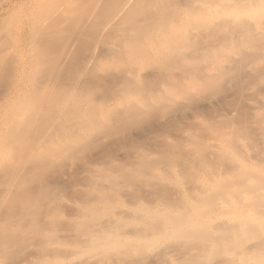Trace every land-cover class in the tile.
<instances>
[{
  "label": "bare ground",
  "instance_id": "obj_1",
  "mask_svg": "<svg viewBox=\"0 0 264 264\" xmlns=\"http://www.w3.org/2000/svg\"><path fill=\"white\" fill-rule=\"evenodd\" d=\"M68 1L74 2L75 0H67V3ZM77 1L80 0H76L74 4ZM94 1L90 0L89 2L92 3V6L88 7V0V3L83 0L79 7L82 8L84 6L86 10L87 8L92 9V7H95V10L92 9L94 14L90 13L94 16L99 10L100 4H102L101 8H103V2L106 0H100L98 4ZM63 2H66V0H47L41 6L37 18H39L43 28H49L51 25H49V20H54V24H56L57 20L55 21L50 16L63 7ZM117 2L120 3L115 5V1L109 8L111 12L117 7L114 12H111L109 18L107 17L109 15L106 16L107 20L103 24V26L111 27L109 31L113 26V31H115L113 40L108 42V48H110L107 49L110 52H106L108 56H103L101 59L96 57L99 59L94 60L96 59L93 56L94 54L89 53L91 56L88 55V60L84 59L86 62H84L85 67L91 66L94 70L100 71L101 74L110 72L115 75L112 82L109 83L111 87L108 88L107 92H100V95H97L98 93L92 94L93 89H90L91 91L86 90L90 91V93H85L86 91L82 93L80 89L81 91L78 93L79 89L76 88L77 92L74 91L75 89L73 90L76 94L74 95L73 92L72 95L70 93H72V88L76 86L74 85L70 89V93L66 92L58 100L59 111L57 106H55L59 113V117L57 116L56 118L62 120V122L60 121L62 125L59 122L58 124L60 125H57L56 121L58 120L56 118L51 119L46 124L47 126L45 125L46 128L44 129L43 127L44 131H39L41 134L39 135L38 133L39 139L37 138V140L35 139L37 134L33 137L32 133L35 129L33 126L31 128V124L36 122H34V119L39 115H37L36 107L39 106L37 111L40 107L42 108L41 103L43 102H40V99L49 95L44 90L50 82H47V85L44 82H42V85L38 83V87L43 86V83L46 85L39 90H36L37 85L34 86L37 94H42V92L44 94L45 92L47 95L44 94L45 96L43 97V95H37L36 92H34V95H30L28 99L22 102L20 111L16 113V124H14L13 128L6 129V131L0 133V175L2 172L5 173H2V175H6V177L0 176V180L3 178L1 180L3 181L1 182L2 186H0V196L2 197H0V200L4 198L5 193L8 195L12 191L9 187L12 188L16 182H19L16 181L12 184L11 181H15L14 177L17 176L16 179L19 180V172L27 169L23 167L20 170L19 168L21 166L26 167L27 164L25 162L32 160L33 163L39 157L35 158L34 153L37 152L36 155H38L40 152H44L46 156L50 157L53 153H57V144L62 142L63 145L60 144L59 147L61 145L64 146V151L67 149L72 150L70 157L66 153H61V155L65 156H62L63 158L61 159H65L67 162V159L76 158L75 155L80 156V153L86 152V146L99 144L101 139H105L104 137H115L119 131L116 129L120 122L119 119L117 120V116L121 118V114H126V117H123L127 118L128 115L132 114L141 118L142 113L145 112L144 110L148 111L154 106L160 105L162 109L167 107L180 109L178 107L185 104L187 106L184 108H189V114L192 118L194 117V120L198 117L202 119L201 116H203V120L200 123L201 127L199 128L202 131L201 133L197 131L198 135L195 134V136L199 137H197L198 141L196 137H194V139L196 138L194 140L189 135L193 134V131L195 133L196 130H188L191 140L189 137L187 139L189 138L191 142L192 140L195 141L194 145L197 143L194 150L192 149L193 146L188 147L189 144L187 146L188 149L191 148L193 150L194 159L190 162L192 154L188 155L190 160L187 157H179L180 154L177 156L175 154L176 150L170 149L171 146L168 147V150L161 149L159 153L157 151L160 149L156 150V154H153L155 150L149 148H144V150L141 148L142 151H139L140 148L133 142L131 143L130 152L125 151L127 149L124 147L125 150H119L120 152L114 158L112 157L113 159H105L106 161L103 160L102 162H95L94 159V162L89 165L85 164L91 171L95 170L100 173H96L97 176H92L94 178L92 183L93 181H99L98 178L102 177L100 180L103 181L101 183L103 187L99 185V182H96L98 185L89 182L91 185L88 183L87 188L93 186L97 189L92 196L90 195L91 197H83L84 200H76L75 203L73 200V203L69 202V200L65 201L66 207L69 206L70 208V211L68 210L65 214L67 213L68 215L76 211L81 214L83 221L85 217L86 224L84 222V224L79 223V225H83L81 229H77L76 232L75 228L72 229L74 226L71 228L74 233L72 234L74 235L72 241L77 240L79 242L76 241L77 244L76 242H74L75 244L70 243L71 239L68 240L70 236L64 238L65 234L70 235L71 231L68 230L62 235V240L58 238L62 243H59L60 241L58 242V240L56 241L57 238L55 239L56 245L52 242L54 247H58V251L54 250L53 245H47L46 247H49L50 250L53 247L52 252L55 253L56 251L59 252L60 248L64 246L65 250L70 251L69 254L62 248L61 251L63 250L64 253H67H63V256L61 255L63 251H60L61 253H53V255L50 254V251L48 253L50 255L44 254L39 259L37 258L38 256H34V259L31 257L33 260L26 258V260L29 262L33 261V263L25 260H23L24 262L22 260V262L20 260L16 261L21 262L18 264H26V262L29 264H75L80 262V264H83L82 261L84 263L85 261H88L87 263L91 261L92 264H264V146L263 144L260 145L259 141L260 138L264 140V0H118ZM61 3L63 4L62 7ZM95 3L99 6L94 5ZM72 6L73 4L69 7L72 9ZM67 7L65 8L67 9ZM61 10H64V7ZM79 10L82 9L79 8ZM72 11L69 9V12ZM80 17H83V15H80ZM187 17H190V20ZM75 19L77 22L78 18ZM60 23L62 24V22ZM54 24L53 26L55 27ZM41 30L43 31L44 29ZM104 31L102 30V32ZM109 36L111 38V35ZM42 38L41 34L39 39L41 40ZM202 41L204 42L202 43ZM95 43L97 42L95 41ZM45 48L41 46L40 50H38L39 53L34 54L35 56L32 60L34 75L38 76L39 70H42L41 66L47 64L52 57L50 55V59H45L48 61H42L46 57L45 54L47 53L45 52H48V50H43ZM100 48L102 47L100 46ZM41 49L44 53L40 54ZM111 53L115 54L112 55ZM56 55L59 56L58 54ZM56 58V60L59 59L58 57ZM19 59L22 61V58ZM22 63L23 61L20 64L22 65ZM48 65H45L47 66L46 69H48ZM85 67L83 66V69ZM18 70H20V67ZM47 74L44 73V75ZM151 76L153 78L149 79ZM49 80L51 79L49 78ZM78 82L81 81H76L73 84ZM15 83L12 90H10L11 94L8 99L12 100L14 97L18 99L17 97L20 96L18 95L19 82L15 81ZM99 85L98 87L100 88ZM42 89L44 90L42 91ZM38 97L41 98L39 99ZM170 103L175 104V106L171 105L169 107ZM4 105L5 103L0 108H3ZM117 113L121 114L118 115ZM206 113L208 115L204 117ZM121 121L124 122V120ZM114 123L116 125L113 126ZM66 124L69 126H66ZM57 131L61 132V136ZM30 135L32 138H30ZM124 135L127 136L126 134ZM58 136L59 138H57ZM27 137L36 141L32 143ZM183 137L185 136L183 135ZM26 140L30 142L26 143ZM207 140L211 141V145L207 144L208 142L206 143ZM212 140H216V142L213 144ZM263 140L261 143L264 142ZM179 141L182 140L180 139ZM257 141L259 144L256 143ZM30 143H32L31 146L28 145ZM52 143H55L53 145L57 146L56 149ZM244 143L245 146L256 144L254 147L260 148V151H255V154L252 153L253 155H250L247 149V151H241ZM24 144L27 145V148H30L21 151ZM197 147H200V150L204 148L202 153H200L203 156L207 154L204 152L207 150L206 152L209 151L214 156L219 155V159H222V154L225 151L229 152L228 155L230 157H227V154L224 153L223 157L225 158L223 159L226 160L220 161L216 156L214 158L209 154L211 159L208 155L209 159L207 157L206 159L197 152L198 155L195 154L194 151H198ZM169 150H173V152ZM51 151L54 152L51 153ZM21 152H24V154ZM212 157L214 161L217 159L219 163H214ZM230 158L231 161L229 160ZM52 160H55V158H52ZM228 160L230 162H227ZM87 167L84 168L85 171H88ZM107 168L111 169L107 170ZM178 168L187 172L189 170L192 171L189 172L190 175L185 172V176L189 179L187 183L178 181ZM17 170L19 172L15 176L14 173ZM197 171L201 174L200 178H195ZM193 179H198L199 182L196 181L199 184H195V181H192ZM105 183L108 184L104 185ZM44 184L46 185V183ZM149 186H152L150 189H154V191L150 190ZM8 190L11 191L9 192ZM15 190L18 189L16 188ZM14 191L13 193H15ZM142 191H145V193L142 194ZM7 192L9 193L7 194ZM19 195L23 196V194ZM34 199L36 200V196ZM79 201L80 203H76ZM117 201L122 202L123 205L119 203L118 207L115 206ZM9 202H12V200L10 199ZM13 203L18 204L16 199ZM5 209L8 210L7 206ZM29 211L27 212L31 213L32 209ZM54 214L52 213L51 216ZM73 214L76 213L70 215L72 216ZM6 216L7 214L4 217L2 216L3 218L1 217L4 221L1 219V222L4 225L6 224L5 220L10 217L5 218ZM14 216L21 219L19 212ZM25 216H29V214ZM86 216L89 218H86ZM47 217L49 216L46 215L45 218ZM12 218L14 217L12 216ZM90 218L91 220H89ZM12 220L10 219L9 223ZM80 221L82 220L80 219ZM30 222L28 225L32 226ZM9 223H7L11 226H9V231L13 230L12 228L16 224V228L20 224L16 222L14 224ZM76 224L78 223L76 222ZM76 227L78 228L79 226ZM3 229L4 226H2L4 234L9 233L7 228L6 233ZM21 229L23 230V228ZM32 229L34 230V228ZM32 229H26V231L30 232ZM53 230L57 231L55 228ZM38 231L37 233L39 234ZM74 231L79 233V236L76 235L80 239L75 238ZM42 232H45V230ZM45 233L47 234L48 232L46 231ZM45 233H42V238L46 235ZM53 233L55 231L51 234ZM4 234L0 235L2 236L0 238V249L3 247V250L1 249L0 251V264H13L6 262L7 257L5 261L3 259L5 256L3 257L2 254L6 250L4 246L7 245L6 242L8 241L4 240L10 238L4 239ZM30 234L28 233V235ZM55 234L58 235L57 233ZM12 238L10 239L11 241L13 240ZM48 238L46 237V239ZM65 239H67L66 242H64ZM51 240L53 241V239ZM49 242L48 244H50ZM70 244H74L72 245L74 247L69 246ZM49 248L45 250H49ZM10 252L8 253L9 255Z\"/></svg>",
  "mask_w": 264,
  "mask_h": 264
},
{
  "label": "rangeland",
  "instance_id": "obj_2",
  "mask_svg": "<svg viewBox=\"0 0 264 264\" xmlns=\"http://www.w3.org/2000/svg\"><path fill=\"white\" fill-rule=\"evenodd\" d=\"M64 1V0H63ZM76 1V0H75ZM75 1L74 2H69L68 1V3L70 4H73V6H72V9L69 7L70 5L67 3V0H66V2H63L64 3V5L61 3V7H62V5H63V7H64V10L66 9L65 7H67L68 5V7H67V9H68V12H67V9L64 11V10H61V9H59L60 10V12H59V10H57L56 12H54L53 13V15H51L50 17L52 18V19H55V21L57 20L58 21V23H57V21L55 22L56 24H54V20H49V28H46V27H44L43 28V26L40 24V22H39V18H37V15H38V11H39V9L41 8V6H43L44 5V3L45 2H47V0H0V58H1V60H0V102L2 103H0V106H3V104L5 103V105H4V107L6 108V110H5V108L3 109V108H0V114L3 112V111H6V112H3L2 113V115H0V133L3 131H6V129H10V128H13V126H14V124H16V121H15V117H16V113H18V111H20V109H21V107H22V102L23 101H25L26 99H28V97H30V95H34V92H36V94H37V91H35V89H34V86H36L37 88H36V90L38 89H41V88H43V86H46L47 85V82L49 83V85H47L46 87H45V90L44 89H42V91L44 90V91H46V93L47 94H49V95H47V94H45V92H44V94L45 95H47V96H45L44 94H43V92H42V94H40V93H38V94H40V95H43V97L44 98H41V97H38L39 99H40V102H43V103H41L42 104V108L40 109V111H39V109H38V111H37V108L39 107V106H37L36 107V112H37V117H36V119H34V124H31V128H32V126H33V128L35 129V130H33L34 132L32 133L33 134V137H35L36 136V134H37V137L35 138V139H39V135L41 134V132H43L44 131V129L46 128V124H48L50 121H51V119H53V118H56L57 116H58V111H59V106H58V100L60 99V97H62L66 92H68V93H70L69 91H71L70 89L74 86V85H76V86H74L73 88H72V93H70V94H72L73 95V92L74 91H76L77 92V89H79L78 90V93L81 91L82 93L84 92V91H86V90H92L93 89V93L92 94H97V95H100V92H107L108 91V88H110L111 87V84H109V83H111L112 82V80L114 79V74H111L110 72H106L107 74H104L105 72H103L102 74L100 73V71H98V70H94L93 68H91V66H87V67H85V60L84 59H87V58H89V56H91V55H89V53L90 54H94L93 56L96 58V57H99L100 59L103 57V56H108V53L110 52L109 50H107V49H110V48H108V45H109V41L110 40H113L112 38L114 37V34H115V31H113V26H112V29L110 30V31H112L111 33H109L110 31H109V28H111V27H109V26H103V24H104V22H105V20H107V18H106V16L107 15H109V16H107L108 18L110 17V15H111V12H114V10L117 8V7H113V8H111V9H113V11H109V8L111 7V5H113L114 4V2L116 1V3H115V5L118 3L117 1L118 0H106V1H104L103 3V8H101V6H102V4H100V7H99V10L95 13V15L93 16V15H91V14H94V10H95V7L93 8L92 7V9H94V10H92L91 8H87V10H86V7H85V9H84V6H82V8L81 7H79L80 6V4H82L83 2V0L81 1V3H80V1H77V3L76 4H74L75 3ZM90 0H88V2H89ZM94 1V0H93ZM100 0H98V1H94V2H97V4L98 3H100L99 2ZM102 1V0H101ZM121 1V0H120ZM62 2V1H61ZM86 2H87V0H86ZM85 2V4L87 5V3ZM106 2H108V3H106ZM68 5H67V4ZM90 3V2H89ZM88 3V7H90V6H92V3H90L89 4ZM102 3V2H101ZM120 3V2H119ZM118 3V4H119ZM67 6H66V5ZM84 4V5H85ZM96 3L94 4V5H96L97 7L99 6V5H97ZM110 4V5H109ZM117 4V5H118ZM93 5V6H94ZM106 5V6H105ZM80 9H82V10H79V8ZM69 9H70V11H72V12H69ZM89 9V10H88ZM107 10V11H106ZM80 11V12H79ZM75 12V13H74ZM105 12V13H104ZM107 12V13H106ZM77 13V14H76ZM80 13V14H79ZM91 13V14H90ZM99 13V14H98ZM108 13H110V14H108ZM78 15L77 17H76V15ZM82 16L83 15V17H80L79 18V16ZM101 15V16H100ZM93 16V17H92ZM99 17V18H98ZM50 18V19H51ZM75 18H78V20H77V22L75 21L76 19ZM79 19H81V20H79ZM187 19L188 20H190V17H187ZM186 19V20H187ZM60 22H62V24L60 23ZM74 22H76V23H74ZM55 25V27L53 26V24ZM85 23V24H84ZM81 24V25H80ZM84 24V25H83ZM71 26V27H70ZM76 26H78V27H76ZM104 28V29H102V28ZM118 27V26H117ZM81 29V30H79V29ZM98 28V29H97ZM101 30H100V29ZM41 29H44L43 31L41 30ZM72 29H74L73 31H72ZM42 31V33H40L41 31ZM48 30V31H47ZM78 32H76V31ZM98 30H100V31H98ZM102 30H105L106 31V33H104V32H102ZM81 31V32H80ZM94 32H96V33H94ZM45 33V34H44ZM75 33H77V34H75ZM84 33V34H83ZM100 33H102V34H100ZM41 34H42V39H43V41H42V39L40 40L39 38H41ZM81 34V35H80ZM105 34V35H104ZM78 35V36H77ZM109 35H111V38H109L110 36ZM77 36V37H76ZM99 36V37H98ZM105 36V37H104ZM94 37V38H93ZM96 37V38H95ZM103 37V38H102ZM101 39V40H99V39ZM96 39V40H95ZM98 39V40H97ZM104 39V40H103ZM106 39V40H105ZM46 40V41H45ZM93 41H94V43H93ZM95 41L97 42V43H95ZM104 41H106V42H104ZM52 42V43H51ZM65 42V43H64ZM204 41H202V43H203ZM39 43V44H38ZM45 43V44H44ZM103 43H105V44H103ZM107 43V44H106ZM41 44V45H40ZM44 44V45H43ZM47 45V46H46ZM94 45H96V46H94ZM201 45V44H200ZM43 47V48H45V47H47V48H45V49H43V50H48V52L46 51L45 53H47V54H45L46 55V57H44L43 58V60L42 61H48V60H45L46 58H49L50 57V55L52 56L51 57V59H50V63L49 62H47V64H45V65H48V69H46L47 68V66H45L43 63V65L45 66H41V64H40V66L42 67V70H39V69H41V68H39L38 70H39V72L41 73H39V75L37 76L36 74V76L34 75V73L35 72H33V66H32V63H33V58H34V54L35 53H39V51L38 50H40V47ZM100 46L102 47V48H100ZM50 47V48H49ZM100 48V49H99ZM50 49H52V50H50ZM55 49V50H54ZM94 49V50H93ZM42 49H41V51H40V54L41 53H44V51H43ZM93 50V51H92ZM99 50V51H98ZM97 51V52H96ZM109 51V52H108ZM51 52V53H50ZM53 52V53H52ZM94 52V53H93ZM106 52H108V53H106ZM50 53V54H49ZM60 53V54H59ZM49 54V55H48ZM53 54V55H52ZM56 54H58L59 56H57ZM112 55L113 54H115V53H111ZM110 54V55H111ZM89 55V56H88ZM2 56V57H1ZM17 56V57H16ZM43 57V56H42ZM41 57V58H42ZM55 57V58H54ZM56 57H58L59 59L58 60H56L57 58ZM6 58V59H5ZM19 58H22V61H23V63H22V65L20 64L22 61L19 59ZM52 58H54V59H52ZM99 58H96V59H94V60H98ZM88 60V59H87ZM19 61H21V62H19ZM41 61V62H42ZM54 61V62H53ZM40 62V63H41ZM85 62V63H84ZM21 66H20V65ZM53 65H55L54 67H53ZM53 68H52V67ZM83 66L85 67L84 69H83ZM20 67V70H18V68ZM39 67V66H38ZM79 67V68H78ZM81 67V68H80ZM86 68H89V69H86ZM46 69V70H45ZM80 69V70H79ZM46 72H45V71ZM95 72H94V71ZM19 71V72H18ZM43 73H42V72ZM80 71V72H79ZM83 71V72H82ZM78 72H79V74H78ZM81 72H82V75H81ZM112 72V71H111ZM44 73H48L47 75H44ZM86 75H85V74ZM94 73H96V74H94ZM98 73V74H97ZM99 75V76H98ZM107 75V76H106ZM113 77H112V76ZM77 76H78V78H77ZM93 76V77H92ZM96 78H95V77ZM18 77V78H17ZM35 77H37V78H35ZM74 77V78H73ZM108 77V78H107ZM150 77V76H149ZM148 77V78H149ZM49 78L51 79V80H49ZM77 78V79H76ZM153 77L151 76V78H149V79H152ZM16 79H18V80H16ZM87 79V80H86ZM148 79V80H149ZM12 80V81H11ZM104 80V81H103ZM105 80H107V81H105ZM14 81V82H13ZM15 81H18L19 82V94L18 95H20L19 97H17L18 99H16L15 97V99L13 98L12 100L11 99H8V97H9V95L11 94V91L10 90H12V88H13V86L16 84L15 83ZM76 81H81V82H78L77 84H73V83H76ZM151 81V80H150ZM42 82H44V83H46V85L43 83V86H40V87H38V83H41V85H42ZM52 82V83H51ZM83 82V83H82ZM66 83H68V84H66ZM72 83V84H71ZM66 84V85H65ZM100 84V85H99ZM80 85V86H79ZM98 85L100 86V88L98 87ZM103 88H102V87ZM50 87H51V89H50ZM67 87V88H66ZM46 88H48L47 90H46ZM63 88H64V90H63ZM77 88V89H76ZM89 88V89H88ZM66 89V90H65ZM75 89V90H74ZM81 89V90H80ZM96 89V90H95ZM32 90H34V91H32ZM54 90V91H53ZM68 90V91H67ZM74 90V91H73ZM90 90V91H91ZM103 90V91H102ZM41 91V90H40ZM48 91V92H47ZM90 91L88 92V91H86L85 93H90ZM95 91V92H94ZM31 92H32V94H31ZM59 92V93H58ZM76 92H74V95L76 94ZM57 93V94H56ZM37 94V95H38ZM50 94H51V96H50ZM39 95V96H40ZM58 95V96H57ZM67 95V94H66ZM49 96V97H48ZM54 96V97H53ZM46 98V99H45ZM49 98V99H48ZM44 99V100H43ZM11 100V101H10ZM47 100V101H46ZM52 100V101H51ZM57 100V101H56ZM10 101V102H9ZM17 101V102H16ZM51 101V102H50ZM7 102V103H6ZM15 102V103H14ZM39 102V100H38V104L40 103ZM163 102H165V101H163ZM13 106H12V105ZM10 105H11V107H10ZM171 105H174L175 106V104H172V103H170V105H169V107L171 106ZM178 105V104H177ZM182 105V104H181ZM55 106H57V108H58V111H57V108L55 107ZM183 106V105H182ZM182 106H180V107H178V108H180V109H177V107L176 108H173V107H171V108H164V109H162V107L159 105V106H154V108H150L148 111H146V110H144L143 112L144 113H142V116H141V118H139L138 116L136 117V116H134V115H128L127 116V118H125L126 117V114H124V115H122L121 113H117L118 115H120L121 116V118H118L119 116H117V120L119 119V124L117 123V122H115V123H117L118 124V128L116 129V130H119L118 132H117V134H116V136L115 137H110V138H107V137H104L105 139H101L100 141H99V144H95L94 146L92 145V146H86V149H85V151L86 152H82V153H80L79 155L80 156H76L75 155V157L76 158H71V159H67V157H66V159H67V162L65 161V159H61V158H63V157H65V156H63V155H61V153L63 154V153H66L67 154V156H71V151H70V149H67L66 151H64V146H62L63 144H62V142L60 143V142H58V143H60V144H62L60 147H59V145L60 144H57V146H58V148H57V151L55 150L56 149V147L57 146H55V145H53V144H55V143H57V142H55V143H52V145L54 146V148L55 149H53L54 151H56L57 153H53V155L52 156H54V157H52V156H50V157H48V156H46V154L44 153V156H43V153L42 152H40V154H38V155H36L37 154V152L36 153H34L33 155H34V157L35 158H37L38 156V158L36 159V160H34L33 161V163H32V160H30L31 161V163H30V161H28V162H25L27 165H26V167L25 166H21L19 169L21 170V168H27L26 170H23L22 172H19V170H17L15 173H14V175L16 176V174H18V172L20 173V174H18L19 176H18V179L19 180H17L16 179V177H14V179H15V181L14 182H12L11 181V183L13 184V183H15L16 181H19L18 183L16 182V184H14V188L12 187V188H10L9 187V189H11L9 192L10 193H12V194H10L9 192H7V194L8 195H6V193L4 194V200H6V201H4L3 199L2 200H0V202L1 203H3V201H4V203L2 204L3 205V207H2V205H1V203H0V205H1V207H0V226H1V228H0V235H2V234H4V232H2V226H4V229L3 230H5V233H6V231L9 229V226L10 225H8L7 223H9L10 222V219L12 220V219H14V220H17V221H11V223H9V224H14V222H16V223H20L19 225H18V227L16 228V226H17V224H16V226L14 227V228H12L13 230H11V231H7V232H9L8 234H4L3 235V237H4V239H6L7 237H10L9 239H6V240H4V241H7L6 242V246H4V248L6 249L5 251H3L4 252V254H2L3 255V259H4V261L6 260V257L8 258L7 260H6V262L7 263H13V264H18V263H21L23 260H25V261H28V260H26V258H28V259H32L34 256H38L37 258L39 259V257L41 258L42 257V255L44 256V254H48L50 251V254H52L53 255V253L54 252H52V250L54 249V250H57L58 249V247L56 248V246L54 247V245H53V243L52 242H54V244H55V242L58 240V238H61L60 240H62V235H64L65 233H66V231H68V230H70L71 232H70V235H66L65 234V236H64V238L65 237H68V236H70V237H68V240H70L71 239V242L70 243H74V242H76L77 240L76 239H80V237L79 238H77V235L79 236V233H76L77 232V229H81L82 227H83V225H79V223H81V224H84L85 223V217H84V221H83V218H82V216H81V214L80 213H77L75 210V212H71L70 214H72V213H76V214H80V215H76V214H73L72 216L70 215V214H68L67 215V213L65 214V212H67L68 210L70 211V208H69V206L68 207H66V203H65V201L66 200H69V202H72L73 203V201H74V203H75V201L77 200H81V199H83V197L85 198L86 196H89V197H91L93 194H94V192H96V188L95 187H93V186H90L89 188H87V185H91V183H92V180H94V178H92V176L94 177V175L95 176H97V174L99 173L98 171H91L87 166H85V164L86 165H89L90 163H92V162H102L103 160H109L110 158H114L115 157V155H117L120 151L119 150H125L124 149V147L127 149V150H125V151H127V152H130L131 151V147H132V145H131V143H133L134 142V144H137V146L140 148L139 149V151H142V149L144 150V148H149V149H152V150H155L154 152L155 153H153V154H156V150H159V151H157V153H159L160 151H161V149H163V150H168L169 148L168 147H170L171 146V148L170 149H173V150H176V152H175V154L178 156L179 154V157H189L190 156V154H192L190 157H191V160H190V162L194 159L193 157L195 156V155H193V150H194V148H196V144L194 145V143H195V141H193L192 140V142L190 141L191 140V138L190 137H193V139H194V137H198V136H195V134L196 135H198L199 133H201V131L202 130H200L199 128L201 127L200 126V123H201V121L203 120V116H201V118L202 119H200V117H198V118H196L195 120L191 117V115L189 114L190 113V111H189V108H184L185 106H187V105H185L184 104V106L182 107ZM231 106V105H230ZM155 107H157V108H155ZM163 107H165V105H163ZM190 107V106H189ZM216 107H218V106H216ZM85 108V107H84ZM184 108V109H183ZM2 109H3V111H2ZM56 109V110H55ZM152 109V110H151ZM154 109V110H153ZM186 109V111H184ZM174 110V111H173ZM195 110V109H194ZM177 111H179V112H177ZM161 112V113H160ZM165 112V113H164ZM170 112V113H169ZM176 112V113H175ZM54 113V114H53ZM56 113V114H55ZM151 113V114H150ZM169 113V114H168ZM182 114H184V115H182ZM207 113H206V115L204 116V117H207ZM55 116V117H54ZM123 116H125V117H123ZM52 117V118H51ZM59 117V116H58ZM123 117V118H122ZM131 117H133V118H131ZM137 118V119H136ZM192 118V119H191ZM58 121H56V123H57V125L59 126L60 124H61V122H62V120L60 119L59 120V118H56ZM130 119H132V120H130ZM200 119V120H199ZM121 120H124V122L123 121H121ZM127 120H129V121H127ZM136 120H138V121H136ZM46 121H48V122H46ZM61 121V122H60ZM198 121H200L199 122V124H198ZM58 122L60 123V124H58ZM195 122V123H194ZM197 122V123H196ZM68 123H70V122H68ZM113 124V126L114 125H116V124ZM122 123H124V124H122ZM36 124V125H35ZM46 125V126H45ZM62 125V124H61ZM128 125V126H127ZM190 125V126H189ZM198 125V126H197ZM5 126V127H4ZM66 126H69V125H67L66 124ZM112 126V127H113ZM197 126V127H196ZM43 127H44V129H43ZM117 127V126H116ZM131 127V128H130ZM194 127H196V128H194ZM29 129H30V127H29ZM59 129V128H58ZM57 129V130H58ZM196 130V132L194 133V131H193V134H194V136H193V134L191 133V134H189L190 135V137H189V135H188V130ZM41 130V132H39ZM128 130H129V132H128ZM160 130V131H159ZM38 131V132H37ZM197 131L199 132V133H197ZM58 132V131H57ZM184 132V133H183ZM38 133H39V135H38ZM158 133V134H157ZM161 133V134H160ZM58 134H60V136H61V132L59 131L58 132ZM124 134H126L127 136H125ZM35 135V136H34ZM183 135L185 136V137H183ZM186 135H188V136H186ZM31 136V135H30ZM28 137H29V135H28ZM27 137V139L28 140H31L32 141V143H33V139H29ZM119 137V138H118ZM121 137V138H120ZM164 137V138H163ZM187 137H189L190 138V140H189V138L187 139ZM30 138H32V136L30 137ZM57 138H59V136L57 137ZM57 138H56V140H57ZM138 138V139H137ZM183 138H185V139H183ZM195 138V139H196ZM199 138V137H198ZM197 138V141L199 140ZM37 139V140H38ZM107 139V140H106ZM182 140V141H179V140ZM194 139V140H195ZM208 139V138H207ZM28 140H26L27 142L26 143H29L30 141H28ZM165 140V141H164ZM177 140V141H176ZM201 140V139H200ZM209 140H211V139H209ZM263 139H259V141H260V145L261 144H263V146H264V142L263 143H261V141H262ZM36 141V140H35ZM34 141V142H35ZM113 141V142H112ZM189 141V142H188ZM202 141H203V139H202ZM213 142V144H214V142H216V140L214 141V140H212ZM264 141V140H263ZM171 142H173V143H171ZM185 142V143H184ZM188 142V143H187ZM208 142V143H207ZM211 142V141H210ZM208 140L206 141V143L207 144H209V145H211V143H210ZM32 143H30V144H28V145H30L31 146V144ZM192 143V144H191ZM257 144H259V142L257 141L256 142ZM107 144V145H106ZM173 144V145H172ZM188 144H189V146H188ZM191 144V145H190ZM103 145V146H102ZM178 145H180L179 147H178ZM200 145V144H199ZM251 145V144H250ZM256 144H252L251 146H249V144L248 145H246L245 146V143L243 144V150H241V151H245L246 149L249 151L248 153L250 154V155H253V154H255L254 152L256 151V152H258V151H260V148H258V147H254ZM260 145H259V147H260ZM24 146H25V148H24ZM24 146L22 147V149L23 150H21V151H24V149H26L27 147V145H25L24 144ZM187 146L188 147H190V146H193V150L190 148V149H188L187 148ZM258 146V145H257ZM263 146H261V147H263ZM52 147V146H51ZM93 147V148H92ZM151 147V148H150ZM186 147V148H185ZM255 148V149H253L252 148V150H253V152H251L250 153V151H252V150H250V148ZM30 148V147H29ZM29 148H27V149H29ZM53 148V147H52ZM84 148H85V146H84ZM121 148V149H120ZM142 148V149H141ZM183 148V149H182ZM200 148V147H199ZM198 147H197V150L198 151H194L195 152V154L196 155H198V154H200V153H202V151L204 150V148L202 149V150H200ZM245 148V149H244ZM257 148H258V150H257ZM128 149H130V150H128ZM185 149V150H184ZM88 150V151H87ZM145 150H147V149H145ZM162 150V151H163ZM173 150L171 151V150H169L170 152H173ZM181 150V151H180ZM246 150V151H247ZM27 151V150H26ZM26 151H25V153H26ZM54 151H51V153L52 152H54ZM168 151V152H169ZM178 151V152H177ZM201 151V152H200ZM207 150H205L204 152L205 153H207V154H204L205 156H203V154H200V156L202 157H204V158H206L207 157V155H208V157H209V151L208 152H206ZM241 151H240V153H241ZM165 152H167V151H165ZM188 152V153H187ZM198 154H197V153ZM21 153H23L24 154V152H21ZM39 153V152H38ZM224 153H226L227 154V157L229 156L228 154H229V152L227 153L226 151L224 152ZM224 153L222 154V159L223 158H225V157H223V155H224ZM247 153V154H248ZM253 153V154H252ZM42 154V155H41ZM55 154V155H54ZM58 156H57V155ZM243 154V153H242ZM94 157H93V156ZM187 155V156H186ZM189 155V156H188ZM210 155H212L214 158H215V156L213 155V154H210ZM63 156V157H62ZM102 156V157H101ZM106 156V157H105ZM43 157H45V158H43ZM56 157H60L59 159L58 158H56ZM68 157V158H69ZM73 157V156H72ZM85 157V158H84ZM109 157V158H108ZM207 157V158H208ZM212 157V160H213V162L214 163H219V162H217V159H219L218 157H220L219 155L218 156H216V160L214 161V158ZM230 157V156H229ZM35 158H33V159H35ZM46 158H48V159H46ZM52 158H55V160H52ZM82 158V159H81ZM104 158V159H103ZM112 158V159H113ZM206 158V159H207ZM210 159H211V156L209 157ZM208 158V159H209ZM31 159H32V157H31ZM56 159H58L57 161H56ZM84 159V160H83ZM95 159V160H94ZM198 159H199V156H198ZM205 159V160H206ZM219 159L220 161H224V160H226V159ZM44 160V161H43ZM46 160V161H45ZM60 160V161H59ZM70 160V161H69ZM94 160V161H93ZM105 160V161H106ZM197 160V159H196ZM230 161H231V158L229 159ZM227 161V162H230V161ZM47 161H48V163H47ZM52 161H54V162H52ZM58 161H59V163H58ZM63 161V162H62ZM86 161H90L89 163L88 162H86ZM198 161V160H197ZM50 162H52L51 164H49ZM61 163V164H60ZM221 163H223V162H221ZM47 164V165H46ZM101 164H104V163H101ZM224 164V163H223ZM24 165V164H23ZM49 165H51V166H49ZM228 165V164H227ZM83 166H85V167H87L88 169V171H85V167L83 168ZM103 166V165H102ZM222 166V165H221ZM224 167H225V165H224ZM104 168V167H103ZM28 169H29V172H28ZM31 169V170H30ZM106 169V168H105ZM108 169H111V168H107V170ZM84 170V171H83ZM26 171V172H25ZM91 171V172H90ZM114 171V170H113ZM182 171H183V173H182ZM191 170H189V172H190ZM90 174H89V173ZM93 172H94V174H93ZM185 172L187 173V175H190V173L189 172H187V171H184V169L183 170H181L180 168H178V176H179V179H178V181L179 182H183V183H187V181L189 180L186 176H185ZM192 172V171H191ZM194 172V171H193ZM2 173H4V172H2ZM2 173H1V177H6V175L4 176V175H2ZM22 173H24V174H22ZM28 173V174H27ZM88 173V174H87ZM92 173V174H91ZM97 173V174H96ZM189 173V174H188ZM197 173V175L195 176V178L196 177H199L200 178V176H201V174L197 171L196 172ZM5 174V173H4ZM100 174V173H99ZM195 174V173H194ZM23 175H24V178H23ZM89 175H91V176H89ZM99 176V175H98ZM91 177V178H90ZM46 178V179H45ZM95 178H97V177H95ZM102 177H99L98 178V180L99 181H93V183H96V182H99L100 184L99 185H102L101 183L103 182V181H101L100 179H101ZM198 178V179H199ZM23 179H24V181H23ZM28 179V180H27ZM105 179V178H104ZM104 179H102V180H104ZM198 179H196L198 182H199V180ZM1 180H3V178L1 179ZM0 180V186H2L1 185V182H3V181H1ZM13 180V179H12ZM26 180V181H25ZM31 180V181H30ZM43 180H44V183H46V185L43 183ZM48 182H47V181ZM91 180V181H90ZM96 180V179H95ZM106 181H108L107 179H105ZM196 180H192V181H195V184H199ZM89 182H91V183H89ZM197 182V183H196ZM10 183V185H12ZM23 183H25V184H23ZM89 183V184H88ZM92 183V184H93ZM191 183V182H190ZM193 183V182H192ZM3 184V183H2ZM21 186H20V185ZM108 183H105L104 185H107ZM189 184V183H188ZM9 185V186H10ZM16 185H18V186H16ZM28 185V186H27ZM94 185H98V183H96V184H94ZM26 186V187H25ZM93 187V188H92ZM99 187V186H98ZM97 187V188H98ZM102 187H103V185H102ZM147 187V186H146ZM150 187H152V186H149V189H150ZM18 189V190H15V189ZM101 188V187H100ZM21 189V190H20ZM22 189H23V191H22ZM95 189V190H94ZM147 189V188H146ZM15 190V191H14ZM30 190V191H29ZM144 190V189H143ZM150 190H153L154 191V189H150ZM149 190V191H150ZM187 190V189H186ZM185 190V191H186ZM13 191L15 192V193H17V194H15V193H13ZM17 191V192H16ZM37 191V192H36ZM89 191V192H88ZM93 193H92V192ZM133 191V190H132ZM24 192V193H23ZM35 192V193H34ZM86 192H88V193H86ZM26 193V194H25ZM91 193V194H90ZM145 193V191L143 192L142 191V194H144ZM15 194V195H14ZM19 194H23V196L22 195H19ZM29 194V195H28ZM32 194V195H31ZM35 194V195H34ZM38 194V195H37ZM63 194V195H62ZM19 195V196H18ZM28 195V196H27ZM34 195V196H33ZM40 195V196H39ZM81 195V196H80ZM91 195V196H90ZM131 195H132V193H131ZM6 196V197H5ZM8 196V197H7ZM14 196V197H13ZM25 196V197H24ZM35 196H36V200L34 199L35 198ZM43 196H45V197H43ZM144 196V195H143ZM1 197V196H0ZM28 197V198H27ZM59 197H61V198H59ZM2 198V197H1ZM0 198V199H1ZM12 200V202H9V200L10 199ZM57 198V199H56ZM59 198V199H58ZM69 198V199H68ZM15 199H16V203H18V204H15V203H13L14 201H15ZM20 199H22V200H20ZM29 199H31V200H29ZM87 199V198H86ZM129 199V198H128ZM26 200H28V201H26ZM73 200V201H72ZM84 200V199H83ZM18 201V202H17ZM20 201H22V202H20ZM52 203H51V202ZM59 201V202H58ZM82 201V200H81ZM30 202V203H29ZM39 202V203H38ZM43 202V203H42ZM57 202V203H56ZM61 202V203H60ZM67 202V201H66ZM118 202V201H117ZM117 202H115V206H117L118 207V205H119V203H121L122 204V202H118V204H117ZM12 203V204H11ZM23 203V204H22ZM27 203V204H26ZM76 203H80V201L79 202H76ZM15 204V205H14ZM20 204V205H19ZM34 204V205H33ZM49 204H51V205H49ZM52 204H54V205H52ZM120 204V205H121ZM13 205V206H12ZM123 205V204H122ZM6 206H7V209L8 210H6L5 208H6ZM12 206V207H11ZM25 206V207H24ZM32 206V207H31ZM35 206V207H34ZM63 206V207H62ZM99 206V205H98ZM114 206V207H115ZM21 209H20V208ZM41 207H43V208H41ZM49 207V208H48ZM51 207V208H50ZM16 208V209H15ZM22 208H24V209H22ZM1 209H3V210H1ZM32 209V212H34V213H29L30 211L29 210H31ZM37 209V210H36ZM13 210V211H12ZM56 211V212H54V211ZM6 211H8V212H6ZM27 211H29V212H27ZM52 211V212H51ZM18 212H19V217H21V219H23V220H21V219H19V218H17L18 217V215H16L17 217H15L14 215L15 214H18ZM26 212V213H25ZM46 212V213H45ZM49 212H51V213H49ZM37 213V214H36ZM43 213H44V215H43ZM52 213L54 214L53 216H51L52 215ZM56 213H58L57 215H56ZM3 214V215H2ZM7 214V216L5 217V218H7L8 216H10L8 219H9V221H7V220H5V218H4V220H5V225H4V221H3V217H4V215H6ZM10 214V215H9ZM27 214H29V216H25V215H27ZM49 216V217H47L48 218V220H47V218H45V216ZM3 216V217H2ZM12 216L14 217V218H12ZM40 216V217H39ZM79 216H81V217H79ZM2 217V218H1ZM36 217V218H35ZM78 219H77V218ZM29 218V219H28ZM38 218V219H37ZM44 218V219H43ZM86 218H89V217H87L86 216ZM1 219H2V221L3 222H1ZM19 219V220H18ZM33 219H34V221H33ZM37 219V220H36ZM53 221H52V220ZM77 219V220H76ZM80 219L82 220V221H80ZM89 220H91V218L89 219ZM88 220V221H89ZM7 221V222H6ZM21 221H22V223H21ZM24 221V222H23ZM28 223H27V222ZM29 221H31L30 223H31V225L32 226H30V225H28L29 224ZM41 221V222H40ZM42 221H43V223H42ZM49 221V222H48ZM51 221V222H50ZM78 223V224H76V222ZM34 223V225H33V223ZM37 222V223H36ZM84 222V223H83ZM53 223V224H52ZM3 224V225H2ZM39 224V225H38ZM74 224V225H73ZM86 224V223H85ZM21 225V226H20ZM23 225H25V226H23ZM42 225V226H41ZM35 226V227H34ZM42 228H41V227ZM74 226V227H73ZM76 226H79L78 228L76 227ZM82 226V227H81ZM11 227V226H10ZM29 227V228H28ZM31 227V228H30ZM45 227V228H44ZM57 227V228H56ZM65 227V228H64ZM70 227V228H69ZM73 227V228H72ZM6 228H7V230H6ZM21 228H23V230L21 229ZM32 228H34V230L32 229ZM57 229V231L56 230H53V229ZM67 228V229H66ZM71 228L72 229H76L74 232H75V240L76 241H72L74 238H72L74 235H72V234H74L73 233V230H71ZM17 229V230H16ZM21 229V230H20ZM25 229V230H24ZM26 229L27 230H29V229H32L33 230V232H29V231H26ZM14 230H16L15 232H14ZM38 230H45V232L47 231L48 233L46 234L45 232H42L41 231V234H40V231H38ZM19 231H23V232H21L22 234H24V235H22ZM37 231L39 232V234L37 233ZM54 232L55 231V233H57L58 235H56L55 233H53V234H51L52 232ZM26 232V233H25ZM78 232H80V231H78ZM14 233V234H13ZM16 233V234H15ZM28 233L30 234V235H28ZM42 233H45L46 235V237H49L48 239H46V237L44 236L43 238H42V236H43V234ZM13 234V235H12ZM34 234H36V235H34ZM67 234H69V233H67ZM77 234V235H76ZM5 235H7V236H5ZM13 237H11V236ZM34 235V236H33ZM38 235V236H37ZM40 235V236H39ZM25 236H28V237H25ZM37 236V237H36ZM2 236H0V238H1ZM36 237V239H34ZM40 237V238H39ZM13 239L12 241L10 240V239ZM20 238H22V239H20ZM57 238V239H56ZM51 239H53V241L51 240ZM55 239H56V241H55ZM19 240V241H18ZM22 240V241H21ZM35 240V241H34ZM60 240H58V242L60 241ZM66 240L67 239H65V241L64 242H66ZM50 243V244H48V242ZM9 242V243H8ZM13 242V243H12ZM45 242V243H44ZM57 242V243H58ZM67 242H69V241H67ZM77 242H79V241H77ZM77 242H76V244H77ZM14 245H12V244ZM14 243H16V244H14ZM59 243H62V241H60ZM17 244H22V245H17ZM25 244H27V245H25ZM65 244V243H64ZM63 244V245H64ZM75 244V243H74ZM74 244H72V245H74ZM5 245V244H4ZM15 245H17V246H15ZM33 245V246H32ZM35 245V246H34ZM49 246V245H53V247L51 248V250H50V248L49 247H46V246ZM56 245V244H55ZM61 245V244H60ZM60 245H57V246H60ZM66 245H67V243H66ZM72 245L70 244L69 246H71L72 247ZM27 246V247H26ZM43 246V247H42ZM50 246V247H51ZM12 247V248H11ZM13 247H15V248H13ZM44 247H46L47 249L49 248V250H45L46 248H44ZM61 247H62V245H61ZM74 247V246H73ZM72 247V248H73ZM3 248V247H2ZM1 248V249H2ZM39 248V249H38ZM60 248V247H59ZM63 248V250L64 251H67L68 252V254L70 253V251L69 250H65L66 248L63 246L62 247ZM62 248H60V251H61V249ZM1 249H0V251H1ZM10 249V250H9ZM3 250V249H2ZM33 250V251H32ZM36 250V251H35ZM39 250H40V252H39ZM62 250V251H63ZM9 251H11L10 252V255L8 254L9 253ZM23 251V252H22ZM26 251V252H25ZM44 251V252H43ZM46 251V252H45ZM58 251V250H57ZM56 251V252H57ZM59 251V252H60ZM61 251V252H62ZM64 251L61 253V255L63 256V253H64ZM7 254H6V253ZM15 252V253H14ZM56 252L54 253V254H56ZM59 252H57V253H59ZM17 253V254H16ZM27 253V254H26ZM30 253V254H29ZM38 253V254H37ZM37 254V255H36ZM50 254H48V255H50ZM64 254H67L66 252L64 253ZM9 255V256H8ZM41 255V256H40ZM23 256H24V258H23ZM9 257H10V259H9ZM21 257V258H20ZM32 257V258H31ZM35 258V257H34ZM33 258V259H34ZM32 259V260H33ZM16 260H22L21 262H18V261H16ZM35 261H37V259H35ZM24 262V261H23ZM29 262V261H28ZM39 262V261H38ZM83 262V264H92L91 263V261L89 262V263H87L88 261H85V263H84V261H82ZM29 263H33V261H31V262H29ZM29 263H27L26 262V264H29ZM75 264H80V262L78 263H75ZM102 264V263H101ZM117 264V263H116Z\"/></svg>",
  "mask_w": 264,
  "mask_h": 264
}]
</instances>
